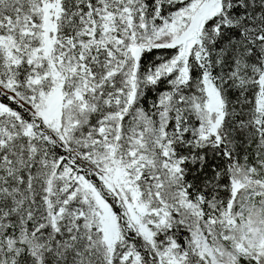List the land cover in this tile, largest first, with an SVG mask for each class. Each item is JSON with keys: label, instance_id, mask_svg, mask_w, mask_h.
<instances>
[{"label": "snow or ice", "instance_id": "obj_1", "mask_svg": "<svg viewBox=\"0 0 264 264\" xmlns=\"http://www.w3.org/2000/svg\"><path fill=\"white\" fill-rule=\"evenodd\" d=\"M0 264H264V0H0Z\"/></svg>", "mask_w": 264, "mask_h": 264}]
</instances>
